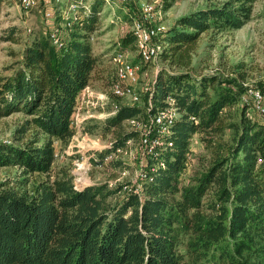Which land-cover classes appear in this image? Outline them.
Listing matches in <instances>:
<instances>
[{
    "label": "trees",
    "instance_id": "obj_1",
    "mask_svg": "<svg viewBox=\"0 0 264 264\" xmlns=\"http://www.w3.org/2000/svg\"><path fill=\"white\" fill-rule=\"evenodd\" d=\"M105 1H62L58 11L72 4L79 17L67 18L72 24L62 43L53 45L42 30L31 34L18 68L0 76V120L23 117L0 142V167L20 170L16 182H0V264H264V125L246 118L241 85L189 72L201 35L239 28L255 0L198 9L154 38L159 58L176 71L155 75L150 114L170 106L178 117L158 137L163 147L145 156L151 182L142 183V194L106 183L78 190L68 171L53 172L55 146L73 136L77 97L98 64L85 35L96 27ZM162 1L167 9L176 0ZM139 16L140 10L128 15L130 25ZM130 25L117 51L136 50ZM115 79L114 73L110 86ZM146 115V109L117 105L97 126L103 137L112 134L110 149L123 148L141 134L122 131V124ZM227 131L229 142L223 139ZM194 135L209 160L180 187ZM92 153L91 163L101 165L105 150ZM119 192L121 202L111 205L108 197Z\"/></svg>",
    "mask_w": 264,
    "mask_h": 264
},
{
    "label": "rangeland",
    "instance_id": "obj_2",
    "mask_svg": "<svg viewBox=\"0 0 264 264\" xmlns=\"http://www.w3.org/2000/svg\"><path fill=\"white\" fill-rule=\"evenodd\" d=\"M50 7L55 13L58 7H62V1L49 0ZM90 1V0H89ZM92 1V0H91ZM149 0H107L101 6V12L97 25L93 31L86 33V40L92 54L97 58L98 64L88 86L79 93L75 107L74 135L62 148L55 146L58 157L53 162V172L66 170L73 176V185L80 190L85 186L108 184V188H114L118 184L128 185L132 188L141 184L138 194H142V183L138 179L140 170L147 164L145 152L139 145V139L126 142L123 152L115 156L112 161L103 162L101 165L91 163L93 151L105 150V154L111 151L112 134L103 137L99 131V125L111 114L112 103L116 105H134L146 109V119L142 121V128L148 126V107L150 96L146 97L140 90L151 87L157 72L161 69L176 71L162 59L158 58L154 63L142 66L139 79L134 86V91L142 96L139 102L132 103L128 98L115 100L110 94V81L114 77V68L110 63L112 55L118 49L119 39L129 30L130 17L137 15L140 4ZM227 0H176L169 8L165 9L162 1L158 7L156 25L165 29L171 27L181 16L198 9L210 6H219ZM66 5V3H65ZM134 14V15H133ZM58 19V18H57ZM55 20V19H54ZM56 20L45 23L38 10H24L15 0H1L0 2V76H10L20 65L21 52L25 41L33 33L42 30L50 31ZM30 30L28 32L27 30ZM69 31L60 30V36H65ZM128 53L132 63L138 62L134 49L128 47L124 50ZM192 76H219L222 80H231L244 89L246 87L261 88L264 86V0H255L250 9L245 23L237 29H231L214 34L203 33L197 42L196 52L193 57L192 67L189 68ZM241 76L244 78L242 79ZM152 92H150L151 94ZM244 93V92H243ZM243 95L241 97V101ZM239 110L235 107L233 111ZM239 112V111H238ZM109 114V116H107ZM251 121L262 123L256 114H251ZM23 120L22 114H12L0 120V142L10 139L14 128ZM94 120L93 123H87ZM93 127L92 133H86V128ZM122 131H136L133 125L124 122ZM231 131H227L224 140L229 142ZM209 150L196 135L192 136L188 143L186 162L178 181L179 186H187L192 183L203 170L209 160ZM20 170L16 167H0V182L15 181ZM35 176V175H33ZM36 177V176H35ZM33 177V178H35ZM30 180L32 177H28ZM38 178V177H37ZM43 178V175H40ZM123 191V190H122ZM123 192L108 197L110 204L121 202Z\"/></svg>",
    "mask_w": 264,
    "mask_h": 264
},
{
    "label": "built area",
    "instance_id": "obj_3",
    "mask_svg": "<svg viewBox=\"0 0 264 264\" xmlns=\"http://www.w3.org/2000/svg\"><path fill=\"white\" fill-rule=\"evenodd\" d=\"M21 8L24 10H38V13L42 15L45 23L54 22L57 18H62L63 21L57 22L55 26L50 31H44V35L47 36L50 42L58 46L62 43L63 39L60 36V30L69 29L71 27V21L67 18H71L74 21L78 20L77 12L74 5H69L66 10H61L55 13L50 7L49 0H15ZM59 1H69V0H59ZM162 0H149L147 2L140 4V16L138 20H133L130 25V30L135 38V52L139 58V63H132L129 60L128 53L126 51H116L110 60L113 65L115 73V81L110 86L111 96L123 99L128 98L132 103L139 102L140 94L134 91V86L137 84L139 79V72L143 64H152L159 58L161 46L154 42V38L164 30L160 25H156V17L161 5ZM87 10V8H85ZM55 19V20H54ZM30 32V30H27ZM244 85V95L243 102L246 105L245 116L247 119L251 120V114H256L264 125V86L263 88H253L246 87ZM85 89V88H84ZM83 89V90H84ZM151 87H144L140 90L142 94H146L147 97L151 96ZM171 104V102H168ZM77 104V102H76ZM76 107V106H75ZM152 108L151 102L148 107V126L142 128V122L136 120L127 121L128 124L133 125L140 132L141 137L139 139V145L143 148L146 155H150L154 147H163V143L158 138L163 132H166L167 126L171 121L178 117L177 110L170 106L165 108H155V111L150 114ZM117 109V105H113L111 108V114ZM76 111V110H75ZM110 114V115H111ZM109 116V114H107ZM76 119L75 112L73 114L71 126L74 128V133L76 126L74 123ZM193 120V118H190ZM153 129L155 134L149 136V131ZM74 135V134H73ZM171 144H168L170 146ZM123 148H112L109 154L103 156V162L112 161V159L120 155L123 152ZM58 157V153H54V159ZM138 179L140 182H151L149 175L144 170H140L138 174ZM141 184H137L136 187L132 188L126 185L123 191H133L134 193H139Z\"/></svg>",
    "mask_w": 264,
    "mask_h": 264
}]
</instances>
